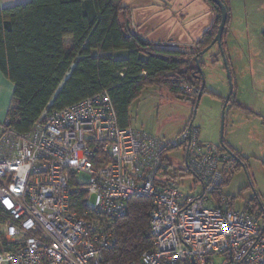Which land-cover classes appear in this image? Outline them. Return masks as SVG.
<instances>
[{
	"label": "built area",
	"instance_id": "2783aa9c",
	"mask_svg": "<svg viewBox=\"0 0 264 264\" xmlns=\"http://www.w3.org/2000/svg\"><path fill=\"white\" fill-rule=\"evenodd\" d=\"M197 94L191 84L178 95ZM187 125L175 137L118 124L107 91L44 109L26 132L0 120V264H111L115 221L131 197L150 199L152 247L125 264H264V205L231 208L217 193L235 157ZM181 149L200 185L183 194L166 155ZM82 175L86 176L85 179ZM214 193H217L215 196Z\"/></svg>",
	"mask_w": 264,
	"mask_h": 264
},
{
	"label": "trees",
	"instance_id": "16d2710c",
	"mask_svg": "<svg viewBox=\"0 0 264 264\" xmlns=\"http://www.w3.org/2000/svg\"><path fill=\"white\" fill-rule=\"evenodd\" d=\"M205 1L216 16L196 43V50L189 54L154 46L134 33L122 0H27L1 8L0 73L14 86L5 116L23 133L44 109H61L105 90L118 124L124 127L129 124L130 104L149 85H160L178 95L180 85L191 84L197 88L195 105L202 84L195 57L202 68L199 53L212 43L220 21L219 8L211 0ZM65 38L72 40L68 48ZM234 105L246 109L237 102ZM230 152L235 161L227 172L232 174V169L241 168L242 161ZM184 171L185 175L192 174ZM225 181L224 174L217 193L223 194ZM150 211L149 198L128 200L126 212L115 221L116 241L104 252L106 261L125 264L152 247ZM10 247L0 235V248Z\"/></svg>",
	"mask_w": 264,
	"mask_h": 264
},
{
	"label": "rangeland",
	"instance_id": "374dc122",
	"mask_svg": "<svg viewBox=\"0 0 264 264\" xmlns=\"http://www.w3.org/2000/svg\"><path fill=\"white\" fill-rule=\"evenodd\" d=\"M133 1L136 4L142 2L125 0L128 4ZM223 1L229 10L224 54L231 85L219 48L214 45L200 56L206 92L201 95L196 108L194 98L183 99L165 87L149 85L130 104L128 111L129 122L134 128L167 139L175 137L191 120L192 125L199 128L202 141L220 144L222 126V140L229 143L242 161L241 168L232 169V174L229 173V165L223 171L226 181L222 192L230 198L235 209H241L256 201L264 205V0ZM169 8L159 17L172 18L169 24H172L177 39L181 33L180 22L178 14L175 13L177 20H174L171 13L177 8ZM203 21H192L189 29L193 37L202 28ZM188 40L181 38L178 42H191ZM176 48L184 49L182 52L188 54L196 50L195 45L190 49L178 45ZM230 86L231 94L224 108L222 123V107ZM234 102L246 109L235 106ZM166 155L172 163L169 174L174 184L183 194L196 197L201 190L199 183L192 174L181 173L182 150L172 149ZM85 177L82 175L83 179ZM218 258L214 264H221L225 260L223 255Z\"/></svg>",
	"mask_w": 264,
	"mask_h": 264
},
{
	"label": "crops",
	"instance_id": "0c3cea01",
	"mask_svg": "<svg viewBox=\"0 0 264 264\" xmlns=\"http://www.w3.org/2000/svg\"><path fill=\"white\" fill-rule=\"evenodd\" d=\"M26 1L27 0H0V9ZM122 4L127 7L126 20L129 22V26L134 33L154 46L176 49L181 52L185 50L176 48V45L188 47V49L194 45L196 47V43L201 40L203 33L210 27L215 19L211 6L205 0H156L153 2L152 0H146L145 2L142 0L139 4H136L134 1L131 4H128L125 0H122ZM224 4L227 8L226 2H224ZM168 8L170 10L172 8L176 10H171L174 20H177L175 13L178 14V20L180 22L179 31L181 33L177 39L173 34L172 24H169L172 18L159 17V15ZM227 11L229 17L228 8ZM197 20H204L203 26L193 37L190 34L189 27ZM227 26L224 29L226 30L224 39L228 34ZM181 38H188L191 42H185L182 44V42H178ZM195 39L197 40L195 41ZM71 44V38L64 39L65 48H68ZM13 88V83L0 73V120H2L6 115V111L12 97ZM223 142L228 149L232 150V147L228 142H225L224 140Z\"/></svg>",
	"mask_w": 264,
	"mask_h": 264
},
{
	"label": "water",
	"instance_id": "95a60500",
	"mask_svg": "<svg viewBox=\"0 0 264 264\" xmlns=\"http://www.w3.org/2000/svg\"><path fill=\"white\" fill-rule=\"evenodd\" d=\"M220 10V21H219V24H218V27H217V32H216V35L212 41V43L207 46L205 49H203L199 55L201 56L204 52H206L210 47L214 46V45H217L218 48H219V53L223 59V63H224V68L227 72V77H228V80H229V83L231 85V75H230V71H229V68H228V63L226 61V58H225V54H224V49H223V46H222V36H223V32H224V29H225V24H226V21H227V17H228V11H227V8H226V5L224 4V2L222 0H211ZM195 62L197 64V67H198V70L200 72V75H201V78H202V84H201V87L198 91V95H197V98H196V103H195V108L197 107L198 105V102L201 98V95H202V91H203V88H204V78H203V74H202V70H201V67L198 65V60H197V56L195 57ZM231 94V86H230V92L225 100V103L222 107V123H223V115H224V108L226 106V103L228 102V98ZM189 126L192 125V121L190 120ZM221 134H220V144L223 146L222 142V126H221ZM224 147V146H223ZM230 154H232L230 152V150H228L226 147H224ZM233 155V154H232Z\"/></svg>",
	"mask_w": 264,
	"mask_h": 264
}]
</instances>
